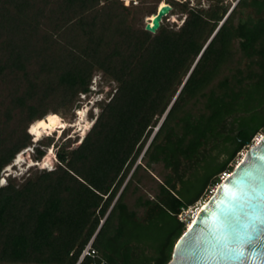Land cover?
I'll return each instance as SVG.
<instances>
[{"label":"trees","instance_id":"1","mask_svg":"<svg viewBox=\"0 0 264 264\" xmlns=\"http://www.w3.org/2000/svg\"><path fill=\"white\" fill-rule=\"evenodd\" d=\"M162 1L0 0V172L96 71L110 86L79 146L47 135L57 165L0 185V264H168L264 133V0H167L152 32Z\"/></svg>","mask_w":264,"mask_h":264},{"label":"water","instance_id":"2","mask_svg":"<svg viewBox=\"0 0 264 264\" xmlns=\"http://www.w3.org/2000/svg\"><path fill=\"white\" fill-rule=\"evenodd\" d=\"M171 10L172 5L169 3L159 6L154 17L147 19L146 28L157 31ZM253 188L260 193L256 201L259 214L256 221L250 219L252 209L241 206L243 192ZM229 224L245 234L244 243H231ZM225 233L229 247L239 248L243 251V257L221 258L217 239ZM168 264H264V133L256 144L246 150L233 171L217 185L176 242Z\"/></svg>","mask_w":264,"mask_h":264},{"label":"rangeland","instance_id":"3","mask_svg":"<svg viewBox=\"0 0 264 264\" xmlns=\"http://www.w3.org/2000/svg\"><path fill=\"white\" fill-rule=\"evenodd\" d=\"M196 2L198 0H195ZM230 2H234V0H229ZM203 5H207L208 1L207 0H201ZM167 3V0H166ZM165 1H162L159 6H163L166 4ZM185 17V14L183 13H179L177 14V19L175 17L174 19H171V16L168 18V23L169 24H175V23H179L182 21V19ZM153 17H147V19H152ZM101 72L96 71L93 75L91 84L92 85H96V80L98 78H100L101 76ZM99 82V80H98ZM95 91L92 89V87H90V92H88L86 94V97H83L81 94L79 95V100L77 103V108H75L74 110L70 111V112H58L59 117H60V121L58 123V131H55V133H53V131H48L46 133H43V136L41 137V139L38 142H35L33 140V135L29 132V128H28V132L31 135V140H32V152L28 151V154L24 155V161L20 164H17L14 166V168H11L10 170L6 171V167L3 168L0 172V181H4V183L0 184V185H5L7 184L11 179H15L18 183L22 182L26 177L29 176L30 173L36 172V171H41V169H47V168H39L38 166H30L28 165L27 161H29V153L30 155H32L33 158H37V152H36V148L39 147L41 148L44 152L45 155L40 159V166H43V163L48 162L49 166L48 169H52L57 165V158H56V152L58 149V146H54L53 144H51L50 146L45 145V142H47L49 139L46 137L47 135L53 133L55 134V140L58 139V137L60 136V134L62 133L61 130L63 128H67L64 131V135L66 136H71V147H77L79 146L82 141L85 139L87 134H83L84 131H88V129L92 126L96 116L98 113L95 112L94 109H90L92 106V102H89V100L94 101L95 100ZM96 110H98L97 112H99V108H96ZM62 124V127H61ZM88 133V132H87ZM36 139V137H35ZM60 141V140H59ZM52 152V154H51ZM17 156V154L15 155V157ZM49 157V158H48ZM53 157V158H52ZM44 161V162H42ZM15 162L11 163L14 164ZM10 164V165H11ZM236 166V165H235ZM234 166V167H235ZM194 209L193 207L190 208V210ZM189 210V213L186 214V216L191 215V211ZM196 211V210H195ZM184 217V216H183ZM185 218V217H184Z\"/></svg>","mask_w":264,"mask_h":264},{"label":"snow or ice","instance_id":"4","mask_svg":"<svg viewBox=\"0 0 264 264\" xmlns=\"http://www.w3.org/2000/svg\"><path fill=\"white\" fill-rule=\"evenodd\" d=\"M124 2L125 4H127L129 0H124ZM42 123L43 122H41V124ZM30 131H35V128L30 129ZM2 183H4V181H0V184ZM259 195V191L253 188L249 191L243 192V195L241 197V200L243 201V204L241 206L252 209L253 214L250 217L252 221H256L259 219V214L256 211L258 208V204L256 203V201ZM213 216H215V213H213ZM227 227L231 230V243L240 245L245 242L244 233H241L237 228L232 227L231 224L227 225ZM244 227L247 228V225H244ZM217 244H219L218 251L221 258L239 259L244 255L243 251H241L239 248L229 247V239L226 233L222 234V236L217 239Z\"/></svg>","mask_w":264,"mask_h":264},{"label":"bare ground","instance_id":"5","mask_svg":"<svg viewBox=\"0 0 264 264\" xmlns=\"http://www.w3.org/2000/svg\"><path fill=\"white\" fill-rule=\"evenodd\" d=\"M166 3V2H165ZM151 17H154V15L153 16H151ZM59 121H60V117H59V114L58 113H54V112H51V113H49V114H47L44 118H42V119H37L36 121H34L31 125H30V127H29V131H30V129H32V128H35V131H30V133L33 135V140L35 141V142H38L40 139H41V137L43 136V133H46V132H48V131H53V132H55V131H58V129L57 128H59L58 127V123H59ZM41 122H43L42 124H41ZM64 129V128H63ZM62 129V130H63ZM62 130H61V132H62ZM86 133V131H84L83 132V134H85ZM35 137H36V139H35ZM261 138V137H260ZM260 140V139H259ZM258 140V141H259ZM28 151H31L32 152V146H30V147H28V148H26V149H24L23 151H21L19 154H17V156H16V158L14 159V161L13 162H15L14 164H11V165H8L5 169H6V171H8V170H10L11 168H14V166L15 165H17V164H20V163H22L23 161H24V155L25 154H28ZM30 152V153H31ZM30 153H29V161H27V163H28V165H30V166H38L39 168H47L48 169V166H49V163L48 162H46V160H45V162L44 161H42V162H44L43 163V166L44 167H41L40 166V159H36V158H33L32 157V155H30ZM51 154H52V152H51ZM245 154H246V151H245ZM245 154L243 155V157L245 156ZM243 157L242 158H240L239 160L241 161L242 159H243ZM49 158V157H48ZM53 158V157H52ZM207 202V201H206ZM205 202V203H206ZM205 203H201V205H199V207H198V209L196 210V211H194V214H193V216H192V219L190 220V222H189V225L191 224V222L194 220V218H195V216L198 214V212L200 211V209L205 205Z\"/></svg>","mask_w":264,"mask_h":264},{"label":"clouds","instance_id":"6","mask_svg":"<svg viewBox=\"0 0 264 264\" xmlns=\"http://www.w3.org/2000/svg\"><path fill=\"white\" fill-rule=\"evenodd\" d=\"M99 80V82H98ZM92 89L95 91V100H89V102H92V106L90 109H94L96 113H98L96 108H99L98 102L102 101L106 98L107 93L110 91V86L104 82L102 79V76L96 80V85L92 87ZM57 158V156H56Z\"/></svg>","mask_w":264,"mask_h":264},{"label":"built area","instance_id":"7","mask_svg":"<svg viewBox=\"0 0 264 264\" xmlns=\"http://www.w3.org/2000/svg\"><path fill=\"white\" fill-rule=\"evenodd\" d=\"M122 1L124 2V0H122ZM139 2H140V0H129V2H128L126 5H132V4H133V5H136V4H139ZM124 4H125V2H124ZM182 21H183V20H182ZM182 21L179 22V24L182 23ZM91 87H93V85H92ZM86 94H87V93H81V95H82L83 97H86ZM261 136H262V134L257 135V136L254 138V141H253V144H252V145L256 144V143L258 142V140L260 139ZM252 145H251V146H252ZM243 155H244V151H241V152H240V157L242 158ZM239 161H240V160H238V162H239ZM238 162H237V164H238ZM228 174H229V173H224L223 176H222V179H224ZM201 203H202V202H200L199 205H201ZM199 205H197V206H196L194 209H192V210H190V209H188V210H184L183 213L180 214V217H181V218L186 217V214L189 213V210H190V211H191L190 220H191V219H192V216H193V214H194V211L198 209ZM183 216H184V217H183ZM188 225H189V223H188ZM92 252L94 253V250H93ZM85 254H90L89 248H87V249L85 250ZM100 264H105V263L102 262V263H100Z\"/></svg>","mask_w":264,"mask_h":264}]
</instances>
